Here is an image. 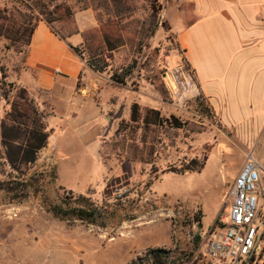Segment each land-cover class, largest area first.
Here are the masks:
<instances>
[{
  "label": "rangeland",
  "instance_id": "1",
  "mask_svg": "<svg viewBox=\"0 0 264 264\" xmlns=\"http://www.w3.org/2000/svg\"><path fill=\"white\" fill-rule=\"evenodd\" d=\"M93 1L0 0V9L17 8L29 15L32 8L34 18L38 11L45 18L51 14L47 18L54 20L52 26L56 28L64 25V10L69 9L75 23L83 27L87 25L86 18L78 13L90 11L95 19L91 9L82 10ZM149 1L136 0L133 19L138 20L141 33L143 21L148 19ZM156 6L159 9L155 19L160 22L162 5L158 0ZM9 37L0 35V40H6L0 43V70L7 77L0 93L6 94L0 98V121L20 88L8 77H15L22 69L28 49L23 45L25 37L12 33ZM135 38L132 46L128 43L114 54L115 61L129 56L139 66L145 50L148 57L128 84L120 87L122 92L115 100V108L107 112L111 133L104 137L112 142L119 122L128 121L134 102L159 111L160 117L173 116L185 127L166 126L158 128L155 138L154 134L148 135L147 141L154 144L155 150L152 164H124L120 153L110 148L103 147L100 158L98 140L82 141L80 132L90 126L62 123L65 132L63 136L57 134V147L64 156L58 159L51 145L53 140H49L36 164L26 170L29 175L43 174L39 191L30 192L20 203L12 202L0 191V264H153L151 250H163L170 261L186 264L196 248L195 235L227 215L230 202L225 193L233 180L229 179L230 172L239 162L240 141L227 133L211 113L199 107L196 85H190L184 58L170 31L165 32L159 24L141 48L137 43L145 41L144 36ZM102 75L110 80L109 71ZM251 147L249 153L264 167V132L255 137ZM191 160L203 164L200 172L184 171ZM10 174L15 178L19 173L10 170ZM0 180H7V176H0ZM68 191L89 195L108 215L114 212L107 227L62 222L44 210L42 200L54 201ZM261 263L264 264V238Z\"/></svg>",
  "mask_w": 264,
  "mask_h": 264
},
{
  "label": "crops",
  "instance_id": "2",
  "mask_svg": "<svg viewBox=\"0 0 264 264\" xmlns=\"http://www.w3.org/2000/svg\"><path fill=\"white\" fill-rule=\"evenodd\" d=\"M158 1L162 19L194 76L195 92L204 99L218 124L240 141L239 162L229 175L233 179L252 141L264 132V0ZM78 14L85 16L87 25L78 26L76 22L79 33L63 38L40 20L31 35L22 69L15 77H8L47 114L46 131L51 130L47 142L53 140L58 159L64 156L57 147V134L63 136L65 132L62 123L90 126L80 132V137L84 142H101L98 154L102 158L108 141L104 136L111 133L112 124L107 112L115 108L122 92L108 76L92 71L73 50L82 45L80 33L95 26L90 11Z\"/></svg>",
  "mask_w": 264,
  "mask_h": 264
},
{
  "label": "trees",
  "instance_id": "3",
  "mask_svg": "<svg viewBox=\"0 0 264 264\" xmlns=\"http://www.w3.org/2000/svg\"><path fill=\"white\" fill-rule=\"evenodd\" d=\"M92 3L95 5L84 6L82 10L91 9L94 12L96 26L80 33L83 40L82 45L73 50L86 60V64L92 71L100 74L109 71L113 85L126 86L134 71H140L142 68L148 57V51L145 50L142 54V51L140 52L139 66L135 60H130L129 56L117 62L114 54L120 49H125L128 43L132 46L135 43V37L141 34L145 41L140 40L137 44L140 48L144 47L150 37H153L159 24L165 32L170 31L169 25L164 20L157 22L155 19L156 9H159L156 6L157 0L149 1V15L148 19L146 17L143 21L142 33L138 30L140 29L137 25L138 20L133 19L136 13V0H94ZM29 9L31 10L29 15L19 12L17 8L0 9V35L6 39H10L11 33L15 37H25L23 45L28 48L31 35L40 20L44 21L60 38L79 33L69 9L64 10L65 23L59 28L53 27L54 20L47 18L51 14H46L45 18V15L42 17L43 13L38 11V16L34 18L33 9ZM117 21L120 24H117ZM146 22L148 25L145 24ZM118 33L122 36H118ZM176 46L179 50L177 43ZM186 69L188 70L187 67ZM0 72L1 93L6 86V76L2 70ZM11 85L13 84L8 86L11 87ZM5 96V93L0 94V98ZM197 100L199 107L212 115L201 95L197 96ZM46 116V113L38 109L26 90L20 87L5 117L0 121V146L2 148L0 176H7V180H0V191L5 192L12 202L20 203L27 198L30 192L39 191L43 174L29 175L26 170L33 166L38 154L47 144L49 131H46L44 123ZM184 125L173 116L166 119L160 117L157 110L142 108L137 103H133L130 106L129 120L119 122L114 138L110 140L112 142H106L105 148L106 150L110 148L112 152H119L124 164L135 162L152 164L155 150L154 144H149L147 141L148 135L154 134L155 138L156 134H159L158 128L168 126L182 129ZM192 132L200 133L199 130H192ZM202 168L203 164H198L197 160H191L185 166L184 171L200 172ZM10 170L18 172V176L12 177ZM42 207L56 220L67 223L80 222L99 228H106L107 220L114 217V212L108 215L103 206H99L89 195H75L72 191L64 192L54 201L45 198L42 200ZM194 242L197 245L199 238L196 237ZM149 256L153 264H176L174 260L170 261L169 255L163 250H151Z\"/></svg>",
  "mask_w": 264,
  "mask_h": 264
},
{
  "label": "built area",
  "instance_id": "4",
  "mask_svg": "<svg viewBox=\"0 0 264 264\" xmlns=\"http://www.w3.org/2000/svg\"><path fill=\"white\" fill-rule=\"evenodd\" d=\"M225 198L230 202L227 215L195 235L199 243L186 264H263L264 167L252 153L246 154Z\"/></svg>",
  "mask_w": 264,
  "mask_h": 264
}]
</instances>
